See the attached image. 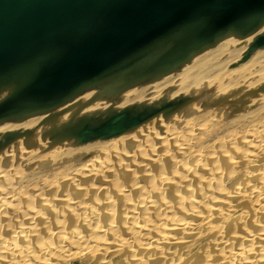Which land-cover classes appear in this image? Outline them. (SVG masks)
I'll use <instances>...</instances> for the list:
<instances>
[{
  "label": "bare ground",
  "instance_id": "1",
  "mask_svg": "<svg viewBox=\"0 0 264 264\" xmlns=\"http://www.w3.org/2000/svg\"><path fill=\"white\" fill-rule=\"evenodd\" d=\"M263 31L264 26L255 34L243 39L233 36L224 38L214 46L194 56L179 70L157 80L130 88L110 99H102L98 94V90L92 89L81 93L52 113L31 116L21 122L0 124V135L19 133L18 138L0 148V219L5 220L3 225L1 224L2 226H0V264H66L68 260L78 256H86V258L88 256L89 261L96 256L95 258L100 261L105 254L108 253L112 256L117 252H126L128 254H126L127 260H124V258L123 262L119 264H150V259H157L158 256L164 257L166 246L174 245L176 248L180 246V250L182 249L181 247L188 248V242L185 240L192 239L197 241L201 233L205 231L217 234L216 238L213 237L215 244L211 243L215 247L212 246L213 250L216 249L218 251L217 254L221 258L217 257V259L223 261L221 262L222 264H234L237 262H241L237 264H264V249L256 250L255 246H253L255 242H264V237L260 235L264 231H262V227L259 228L261 230L257 229V224L252 226V228L256 227V230L259 231L255 230L256 233L252 230L247 231L246 235L241 237L240 243L237 242L239 241V239L237 240L239 236L236 234L222 241L221 244L217 241L220 236L219 228L227 218V215H230L231 211L234 210L231 203L234 204L235 201L239 203L246 199L252 208L250 211L256 212L254 217H258V223H262V226L264 225V172H261L263 168L260 171L249 172L256 161L264 159L263 120L250 127L248 126L249 128L247 127L240 133L229 134L228 143L230 148L228 145L227 148L231 152L224 157V161L230 170L227 175H232L231 171H235L236 175H238L237 169L239 167V170L246 168L249 179L246 182L243 180L245 177L242 176L239 178L242 180L241 182H237V184H234L236 181L234 183L231 182L230 184L235 185V188L226 193H224L222 186L223 175L218 172V164L221 161L218 162L217 156L219 157L221 150L217 151V153L214 151L216 150V145L212 146L210 148L212 149L211 155L203 153V155L205 154L203 158L201 151L195 150L200 142H198L197 134L199 137L201 134L199 135V132L196 133L198 128L194 129L196 117L208 113L207 115L210 117L208 122L210 123L214 119L212 116L220 117V115H214L215 108L219 109L225 106L229 100L227 98H230L231 101V97L235 92L234 89H237L238 86H240V89L241 87L242 90L244 89L243 91L245 92L242 91L243 94L246 91L249 92V96L246 93L248 99H245L249 100L250 104L256 99L264 100V61H260V59L258 61L257 57L259 58L260 56H256L258 52L262 54L261 51L264 48L253 52L245 62L227 69L228 65L232 66L241 60L249 44ZM263 54L261 58H263ZM253 58H256L258 62L252 61ZM228 90L229 92L231 90L232 94H227ZM239 91L235 92L233 98H238L241 93ZM221 94H227V96L221 97ZM229 94L230 96H228ZM187 95L192 99L173 113L161 112L115 138L96 140L78 145L73 138L56 140L51 134L53 129L74 120L79 115L103 112L109 108L122 109L131 104L150 103L160 98L165 100L182 98ZM208 95L214 98L220 95L221 99L211 101L207 98ZM213 97L212 99H214ZM245 99H241L242 102H245ZM241 100L240 104L242 103ZM208 101H210L211 105V107H208L209 109L204 106ZM235 101L233 99V102ZM230 105L227 104L226 107H230ZM229 107L227 111L231 108L235 109L234 107L236 106L233 107L232 105L231 108ZM242 108V112L246 113L248 111L247 106ZM222 113L221 115L224 116ZM251 113L253 112L243 115L248 116ZM218 120L221 119L218 118ZM204 135L206 136V134ZM235 140H241L245 151L243 149L241 153L240 148L238 150L235 148ZM132 146L138 149L141 146V148H144L139 160L140 163H137L136 166L132 163L133 153L131 155V152L127 151L129 149L132 150ZM156 146L157 148H155ZM92 148H94L96 154L98 152L103 157L108 156L114 163L111 161V163L109 162L108 164L106 162L105 164L102 159L94 155L87 157L88 151ZM217 148L219 149V147ZM156 150L160 151L158 152L160 155L154 153ZM169 150L172 151V155L169 154ZM139 151L141 152V149ZM237 153H239L238 156ZM73 154L78 155L76 159L80 158L77 159V162L84 160L79 162V169H75V176L79 175L77 178H83L84 182L85 179L102 180L106 175L111 177L113 171H116L115 167L120 163L121 158L129 161L130 165L127 167L129 170L123 167L125 168L124 170L128 171L125 180V183L128 182V186L126 185L125 189L126 191L127 189L131 191L132 193L130 194H134V196L128 195V191L123 192L125 191L123 187L118 189L114 182L112 183L113 185L110 183L112 187L109 185L110 191L114 189L112 191L114 192L113 196L118 201L114 200L120 202L122 204L120 206L123 207L124 205V210L114 213L116 210L113 207L118 205V203L105 197L102 200L103 205L100 206L97 200L94 203L96 198H93L94 202L87 209H84L81 207L83 205L82 202L74 203L72 201L71 203V197L61 193L60 190L61 194H55L57 190L55 182L48 184L51 189V193H48L49 197H42L44 192L42 189L45 184L40 187L32 186V192L27 194L25 183L28 181L25 182L21 179L23 176L21 173L15 171V174L11 173L14 166L31 161L37 155L41 156L40 159L44 158V160L49 161V159L56 160L57 158H63V156H72ZM173 155L180 157L182 163L180 161L174 162ZM234 155L236 156L234 157ZM188 156H193V160L191 159L188 163L183 162L182 159ZM159 158H167L169 160V164L166 163L170 171L169 176H166L165 170V173H163V168L160 167L164 159L163 161L161 160L162 163L160 164L158 163ZM44 160H41V162ZM224 161L222 160L221 162L223 169ZM101 162L104 164H101ZM38 164L40 165V163ZM146 165L147 167H153V169L158 168L156 171L154 170V176L153 174L150 175ZM122 166L126 165L123 164L120 167L122 168ZM207 166H210V168L208 167L209 169H207ZM135 173H137L139 178L132 180L135 177ZM258 176H260V183L259 181L257 183L255 179L256 181L253 184L252 178ZM70 177L65 180L71 185L77 179L74 174L73 176L70 175ZM110 177L108 178L110 179ZM20 179L24 182H20ZM62 180L64 179L62 178ZM92 180H88L89 183ZM249 183L253 185H249ZM166 187L169 189L167 190ZM86 188L89 187L87 186ZM98 188L92 187L94 192ZM164 190L168 191L166 193L170 194V199L168 198L169 196H165ZM87 191L88 189L83 188L80 191L74 190V193L80 196L83 193L85 195ZM98 191L95 193H102V197L105 196L101 189ZM76 194H74V198L77 197ZM36 201L39 203L37 204L38 206L36 205L38 209L35 207ZM238 203L236 202V204ZM104 205L106 210L100 211L99 206L100 208L102 207V210L105 208L103 207ZM250 206L248 207L250 208ZM68 218H71L69 224L68 222L65 223ZM237 218L243 223V219H246L243 213ZM103 220L105 221L104 224H102ZM235 227L237 228L236 225ZM196 230L199 231L196 232ZM2 232H5L6 235L4 237L6 236V238L1 236ZM203 233L202 235H204ZM184 249L182 251L178 250L183 253ZM210 249L212 250V248ZM185 251L184 255H186ZM138 252L145 253L141 257ZM211 253L207 254L205 259L202 258L200 260L203 262L202 264H213L209 257ZM176 258L170 264H182L181 255Z\"/></svg>",
  "mask_w": 264,
  "mask_h": 264
},
{
  "label": "water",
  "instance_id": "2",
  "mask_svg": "<svg viewBox=\"0 0 264 264\" xmlns=\"http://www.w3.org/2000/svg\"><path fill=\"white\" fill-rule=\"evenodd\" d=\"M263 26L264 0H0V124L52 113L92 89L110 99ZM263 48L264 31L229 68ZM191 99L79 115L51 134L78 145L108 140ZM18 136L0 135V148Z\"/></svg>",
  "mask_w": 264,
  "mask_h": 264
},
{
  "label": "rangeland",
  "instance_id": "3",
  "mask_svg": "<svg viewBox=\"0 0 264 264\" xmlns=\"http://www.w3.org/2000/svg\"><path fill=\"white\" fill-rule=\"evenodd\" d=\"M263 52H264V50L263 51H261V53L263 54ZM262 54H259V52L256 54V56H260L259 58L257 57V59H258V61H259V59H260V61H264V56H263V58H261L262 57ZM264 55V54H263ZM256 56H254V57H256ZM256 58H253L252 59V61H254V62H258V61H256L257 60ZM263 59V60H262ZM253 62V63H254ZM254 65V64H253ZM229 66L230 65H228L227 66V69H230L229 68ZM255 68V67H254ZM239 88V89H238ZM238 88L237 89H234L235 90V92H238L239 90V92H241L242 93V91L244 90H242V87H241V89H240V86H238ZM234 90H233V92H234ZM246 90V89H245ZM235 92H234V94H235ZM243 92H245V91H243ZM227 94L228 93H230V94H232L231 93V90H230V92H229V90H228V92H226ZM241 93L239 94V95H241ZM246 93L248 94L249 92H247L246 91ZM246 93H242V95L241 96H239L238 95V98H233V96H234V94H233V96L231 97V101H230V98H227V103L225 104V106H223V107H220L219 109L218 108H215V112H214V115L215 114H217V115H220V117H216V115L215 116H212L214 119H212L211 120V123L210 122H208V121H210L209 120V115H207V114H204V115H201L200 117H196L194 120V129H197L198 131L196 132V133H198L199 132V135H200V137L198 136V134H197V138L199 139L198 140V142L200 143H198V147L195 149V150H200L201 151V154H202V156H203V158H204V155L205 154H209V155H211V150L212 149H210L212 146L214 147L215 145V148H216V150H214L215 152H217V151H220V153H219V157L217 156V158H218V162H222V160L224 161V157L225 156H228L229 155V152H231L228 148H227V145H228V147H229V136L230 135H232L233 133L234 134H236V133H240V132H242L243 130H245V129H247V127L249 126H252V125H254V124H256V123H258L259 121H261V120H263V122H264V100L263 101H260V100H258V99H256L252 104H250V102H249V100H246V99H248V96H249V94H248V96H247V94ZM227 94H225L226 96H227ZM230 94L228 95V96H230ZM224 94H221V97H226ZM237 95V94H236ZM180 96V95H179ZM188 96V95H187ZM245 96V97H244ZM212 97L213 96H211L210 97V95H208L207 96V98H209L211 101L212 100H214V101H217L218 99H221V97H220V95H218V96H216L214 99H212ZM241 97V98H240ZM234 99V101L237 103V105H236V103L235 102H233V99ZM246 98V99H245ZM161 99V98H160ZM160 99H158V100H156V101H152V102H150V103H148V104H153V103H155V102H157V101H159ZM241 99H245V102L243 101L242 102V100ZM240 100H241V102L243 103H241L240 104ZM230 101V102H229ZM145 102V101H144ZM210 101H208L204 106H206L207 108L208 107H211V105H210V103H209ZM229 102V103H228ZM249 102V103H248ZM233 103V104H232ZM240 105H239V104ZM230 105V104H232L233 105V107L234 106H236V107H234L235 109H232L231 107H232V105H230V107L229 108H231V109H229L228 111H227V109H228V107H226V105ZM132 105V104H131ZM239 105V106H238ZM249 105V106H248ZM243 106H247L248 107V111L245 113L244 111L242 112L241 111V108L243 107ZM226 107V108H225ZM223 108V109H222ZM209 109V108H208ZM224 109H225V111H224ZM242 109H244V108H242ZM217 110V111H216ZM218 110H219V112H218ZM231 110H233V111H231ZM208 111V110H207ZM227 111V112H226ZM230 111V112H229ZM240 111H241V113H240ZM223 112V113H222ZM224 112H226L225 114H224ZM229 112V114H227ZM250 112H253V113H251V114H249L248 116H245V115H243V114H247V113H250ZM221 113L222 114H224V116H222L221 115ZM225 115H226V117H225ZM236 115H238V116H236ZM221 116H222V118H221ZM228 116V117H227ZM245 116V117H244ZM208 117V118H207ZM225 117V118H224ZM218 118L219 119H221V120H218ZM224 118V119H223ZM217 119V120H216ZM229 123V124H228ZM205 124V125H204ZM201 126V127H200ZM207 126V127H206ZM248 127V128H249ZM203 128V129H202ZM204 134H206V136L204 135ZM230 134V135H229ZM221 141H222V144H221ZM236 141V142H235ZM234 142V145H235V148L238 150L239 148H240V150H241V153L243 152V151H245V149L243 148V146H242V142H241V140H235ZM240 141V142H239ZM47 143V142H46ZM239 145H238V144ZM42 145L43 146H45L43 143H42ZM209 146V147H208ZM223 146V147H222ZM238 148H237V147ZM142 147V146H141ZM140 147V149H141V152L139 151L140 149H138V148H136V150H135V148H133V146L131 147L132 148V150H133V152H132V150H127L128 152H131V155H132V153H133V155H132V157H133V161H132V163H134V166H136V164L138 163H140V158H141V156H142V152L144 151V148H141ZM143 147H145V146H143ZM217 147H219V149L217 148ZM242 147V148H241ZM147 148V150H148V146L146 147ZM145 148V149H146ZM155 148H157V146L155 147ZM221 148V149H220ZM225 148H227L226 149V151H224V149ZM230 148V147H229ZM210 149V150H209ZM218 149V150H217ZM244 149V150H243ZM147 150H145V151H147ZM209 150V152H207ZM228 150V151H227ZM243 150V151H242ZM223 151V152H222ZM158 152H160L159 150H156V151H154V153H158ZM170 152V153H169ZM169 152H167V153H169L170 155H172V151L171 150H169ZM222 152V153H221ZM236 152H238V151H236ZM240 152V151H239ZM203 153H205L204 155H203ZM218 153V152H217ZM96 153H95V150H94V148H92V149H90V151H88V154L86 155L87 157L89 156V155H94V156H97L98 158H100V159H102L103 160V162L106 164V162L109 164V162L111 163V159H109L110 157H108V156H105V157H103V156H101V153H98L97 152V154L95 155ZM159 155H160V153H158ZM168 154V155H169ZM228 154V155H227ZM231 154V153H230ZM238 154L239 153H237V156H238ZM86 156H84V157H86ZM101 156V157H100ZM230 156H232V155H230ZM236 155H234V157H235ZM76 157H78V155L77 154H73L72 156L70 155V156H63V158H57L56 160L55 159H52V160H50L49 159V161L51 162H49L48 160H44V158H42V159H40L41 158V156H36L35 157V159H33V160H31V161H27V162H24L23 164H18V165H16V166H18V167H16V166H14V170L12 169V171H11V173L13 174H15V172H17V173H21L23 176L21 177V179H23L25 182L26 181H28L27 183H25V185H26V193L27 194H30L31 192H32V186L33 187H40V186H43L42 184H45L44 186H43V189L42 190H44V192H43V194H42V197H44V198H46V197H49V195H48V193L50 194L51 192V189L48 187V184L49 183H51V182H55L56 183V188H57V190H56V192H55V194H59L60 193V191H61V193H65V195H68V196H70L71 198H70V202L72 203V201L74 202V203H76V202H82V204L83 205H81V207L82 208H84V209H87L94 201H93V198L95 199V202L94 203H96V200H97V203L98 204H100V206L101 205H103L104 203L102 202V200L104 199V197L106 198V199H110V200H112V201H114V202H116V201H118V200H116V198H115V196H113L114 195V192H112V191H114V189L112 190V191H110V186H111V184L114 182V185L116 184V187L118 188V189H122V187L124 188L123 190H125V191H123V192H127L128 191V189H127V191H126V187L128 186V182L127 183H125V180H126V173L128 172V171H126V170H129V168L127 169V167H128V165H130L129 164V161H126V160H124L123 158H121V161H120V163H118V165L115 167V170L116 171H113V174L111 175V177L110 176H104L103 178H102V180H100V179H94V181L92 180V179H85V182L83 181L84 179L83 178H77L78 176L76 175L75 176V173H76V170L75 169H79L78 167H79V162H82V161H84V160H82V161H79V162H77L78 160L77 159H80V158H77L76 159ZM106 157H108V158H106ZM172 157V156H171ZM192 157L193 156H188V157H186V158H184V159H182V161L183 162H185V163H188V162H190V160L192 159ZM205 157H208V156H205ZM104 158V159H103ZM174 158V159H173ZM173 160H174V162H181V159H180V157H178V156H174L173 155ZM176 158V159H175ZM264 158V157H263ZM40 159V160H39ZM106 159H107V161H106ZM163 159H164V161H163ZM159 158V161H158V163H162V161H163V163L161 164L162 166H160L161 168H163L162 169V171H163V173H165L166 174V176L168 175L169 176V170H168V164H169V160L167 159V158ZM41 160H44V161H42L41 162ZM101 160V161H102ZM119 160H120V158H119ZM162 160V161H161ZM168 162H167V161ZM177 160V161H176ZM193 160V159H192ZM46 161V162H45ZM103 162H101V164H104ZM113 163H114V161H112ZM219 163L218 164V172H219V174H221V175H223V178H222V186H223V188H224V193H226V192H228V191H232L231 189L233 188H235V185H233V184H230L231 182L232 183H234L235 181H236V183H234V184H237V182H241L242 180L241 179H239V178H241L242 176H244L245 178L243 179L244 181H248V179H249V177H247L248 175H247V173L246 172H248V170L246 169V168H242L241 170H239L240 169V167L237 169L238 170V172H237V174L238 175H236V172L235 171H231L232 172V175H233V177L232 178H230L231 176L230 175H227L229 172L228 171H230L229 169H228V167H227V165H226V163H225V161L223 162V164H224V169L222 168L223 167V165H222V163ZM37 163V164H36ZM38 163H40V165L38 164ZM112 163V164H113ZM166 163H168V164H166ZM182 163V162H181ZM77 164V165H76ZM126 165V166H122V168L120 167L121 165ZM221 164V165H220ZM44 165V166H43ZM77 167H76V166ZM133 165V164H132ZM120 167V169H119V167ZM165 166V167H164ZM226 166V167H225ZM15 167H16V169H15ZM29 167V168H28ZM118 167V168H117ZM123 167H125L126 168V170H124L125 168H123ZM167 167V168H166ZM210 168V166H207V169H209ZM34 168V169H33ZM36 168V169H35ZM146 168H148L147 170L149 171V173H150V175L151 174H153V172H154V174H155V171H156V169H158V168H154L153 169V167H150V166H148L147 167V165H146ZM152 168V169H151ZM165 168V169H164ZM228 170H227V169ZM262 168H263V170H264V159H262V160H260V161H256L253 165H252V167L250 168V170H249V172H255V171H260V170H262ZM117 169H118V172H117ZM18 170V171H17ZM75 170V171H74ZM131 170V169H130ZM155 170V171H154ZM164 170H165V172H164ZM226 170V171H225ZM261 171V172H264V171ZM15 171V172H14ZM125 172V173H124ZM228 172V173H227ZM73 174H74V177H76V181H75V183H73V184H71L70 185V183H68V182H66V180L65 179H69V178H71L70 177V175H72L73 176ZM77 174H79V173H77ZM128 174V173H127ZM154 174H153V176H154ZM33 175H36V176H33ZM56 175V176H55ZM58 175V176H57ZM68 175V177H66V176ZM139 175V174H138ZM224 175H225V177H224ZM64 176V177H63ZM135 177H133L132 178V180L135 178L136 180L139 178V176H137V173H135V175H134ZM226 176H229V177H227L226 178ZM236 176V177H235ZM240 176V177H239ZM61 177V178H60ZM66 177V178H65ZM108 177H110V179L108 178ZM45 178V179H44ZM54 178H55V180H54ZM62 178L65 180H62ZM106 178V179H105ZM226 178V179H225ZM20 179V180H21ZM80 179V180H79ZM134 179V180H135ZM227 179H228V181H227ZM253 179V184H254V182L257 180V183H258V181H259V183H260V176H258V177H255V178H252ZM256 179V180H255ZM23 180H21L20 182H24ZM82 180V181H81ZM88 180H92V182H90L89 183V181ZM100 180V181H99ZM225 180V181H224ZM234 180V181H233ZM81 181V182H80ZM86 181H87V183H86ZM97 181H99V182H96ZM243 181V182H244ZM100 182H101V184H100ZM224 182V183H223ZM226 182V183H225ZM93 183V184H92ZM95 183V184H94ZM111 183V184H110ZM245 183V182H244ZM243 183V184H244ZM67 186H66V185ZM89 184H91V185H89ZM253 184H251V183H249V185H253ZM30 185V186H29ZM39 185V186H38ZM110 185V186H109ZM113 185V184H112ZM127 185V186H126ZM61 186V187H60ZM73 186V187H72ZM89 187V188H91V189H89V188H86V187ZM228 187V188H226V187ZM92 187L93 188H98V190H100L101 189V191L104 193L103 195H105V196H103L102 197V193H100V194H97V193H95V192H97L98 190H96L95 192L93 191L94 189H92ZM112 187V186H111ZM88 189V191L85 193V195H81L80 194V196L78 195V194H76V193H74V190H76V191H80V190H82V189ZM167 188V187H166ZM166 188H164L165 190H166ZM169 188H167V190H168ZM60 190V191H59ZM164 190V192L163 193H165V196H169L168 198L170 199V194L169 193H166V192H168V191H165ZM47 191V192H46ZM90 192H92V193H90ZM99 192V191H98ZM47 193V195H45ZM60 193V194H61ZM88 193H90L89 195H88ZM94 193H95V195H94ZM111 193V194H110ZM130 193H132L131 191H128L127 192V194L128 195H133L134 196V194H130ZM134 193V192H133ZM74 194H76L77 195V197L76 198H74L73 196H74ZM92 194H93V196H92ZM101 195V196H100ZM132 196V197H133ZM74 199H73V198ZM130 197V196H129ZM132 197H131V199H132ZM172 197V196H171ZM98 198V199H97ZM113 198V199H112ZM116 201H115V200ZM156 199V198H155ZM79 200V201H78ZM81 200V201H80ZM229 200H231V199H229ZM237 200V199H236ZM246 200V199H245ZM243 200V201H240V202H242V203H238V201H235L234 202V204L233 203H231L232 205H233V209L234 210H232L231 211V213H230V215L228 214L227 215V218L224 220V222L222 223V225H221V227L219 228V232H220V236L217 238V241L219 242V244H221L222 243V241H225L226 239H228L229 237H231V236H233L234 234H236L237 236H239V237H237V240L239 239V241H237L238 243H240V241H241V237H244V235H246V233H247V231H254L255 232V230H256V227H257V229H259L260 227H262V231H264V225L262 226L260 223H258V221H259V219H258V217H254V216H256V212L254 213L253 211H250V210H252V208H251V206H250V203H248V201L246 200ZM100 202V203H99ZM232 202V201H231ZM236 202L238 203V204H236ZM116 203H118V205H115L113 208H114V210H116V212H114V213H117V211H122V210H124L125 209V206L123 205V207L122 206H120V205H122L120 202H116ZM120 203V204H119ZM37 204H39L38 203V201H36L35 202V207H36V205ZM236 204V206H234ZM231 205V206H232ZM38 206V205H37ZM100 206H99V210L100 211H105L106 210V206L104 205L103 207H105V208H103L102 210H101V208H100ZM248 206H250V208L248 207ZM236 207V208H235ZM37 209H38V207H36ZM250 212V213H252V214H250L248 211ZM246 211V212H245ZM245 212V213H244ZM242 213L245 215V217H246V219H243V221H244V223L242 222V221H239V219L237 218L239 215H242ZM251 215V217H249L248 218V216H250ZM255 214V215H254ZM46 217V216H45ZM70 219L71 218H68V220H66V222L65 223H67L68 222V224L70 223L69 221H70ZM133 219H136V218H133ZM2 220V221H1ZM231 220V221H230ZM256 220V221H255ZM3 221H5L4 219H0V226H2L3 225ZM237 221V222H236ZM36 223V222H35ZM105 223V221L103 220V223L102 224H104ZM237 223V224H236ZM2 224V225H1ZM37 224V223H36ZM256 224H257V226H256ZM235 225L237 226V228L235 227ZM256 226L255 228H252V226ZM259 225V226H258ZM261 225V226H260ZM34 226H36V225H34ZM37 227V226H36ZM249 229V230H248ZM54 230V229H53ZM120 230V229H119ZM259 230H261V229H259ZM259 230H256V231H259ZM199 230H196V232H198ZM4 233V234H3ZM203 233V232H202ZM202 233H201V235L199 236V238H200V240H198L197 239V241L196 240H192V239H186L185 241L186 242H188L187 243V246H188V248L187 247H181L182 249L180 250V246H177V248H176V246H174V245H168V246H166L167 248H165L166 250V252H165V255H164V257L163 256H161V257H157V259L156 258H152V260L150 259L149 261L151 262L150 264H160V262H161V264H165V263H167V264H170V263H172V261H174V259L176 260L177 258L176 257H180V255H181V258L180 259H182L181 260V263L182 264H202L203 262H201L200 260L203 258V259H205V257H206V255L207 254H209V253H211L210 255H209V257H210V259H211V262H213V264H215L216 262V264H218V263H220V264H222L221 262H223V261H219L218 259H217V257H220V255L219 254H217L218 253V251L216 250V249H214L213 250V245L215 244V239H213V237H215L216 238V236H217V234H211V233H208V232H204L203 234L204 235H202ZM256 233V232H255ZM119 234H120V231H119ZM4 235H6L5 234V232H2V234H1V236H3L4 237ZM121 235V234H120ZM260 235L261 236H263L264 237V232H261L260 233ZM8 236V235H7ZM196 237H197V235H196ZM4 238H6V236L4 237ZM223 239V240H222ZM195 241V242H194ZM183 243H186V242H184V241H182ZM181 242V243H182ZM191 242V243H190ZM197 242V243H196ZM214 243L213 245H212V243ZM259 242V243H258ZM258 242H255L254 244H253V246H255V249L256 250H263L264 249V242H260V241H258ZM191 245V246H190ZM209 245H211V246H209ZM209 246V247H208ZM213 246V247H212ZM179 247V248H178ZM172 248V249H171ZM183 248H185L184 249V251L186 250V249H188V250H186L185 251V253H186V255H184L183 253H184V251H183V253H180L179 252V250L180 251H182L183 250ZM210 248H212V250L210 249ZM215 248V247H214ZM132 249H133V247H132ZM179 249V250H178ZM207 249V250H206ZM206 251H207V253H206ZM211 251V252H210ZM214 251V252H213ZM179 252V253H178ZM137 253V252H136ZM139 253V252H138ZM144 253L145 252H140L138 255H140L141 257H142V255H144ZM173 253V254H172ZM189 253V254H188ZM123 254V255H122ZM127 253L126 252H122V253H120V252H117L116 254H114V255H110V254H105L102 258H101V260L100 261H98V259H96L95 257L96 256H94V258H92L90 261H89V257L87 256V258H86V256H78V257H75V258H71L72 260H68L67 262H66V264H103V263H105V261H106V263L105 264H119V263H122L123 261V259L124 260H127L126 259V256L128 255H126ZM134 254H135V252H134ZM178 254H180V255H178ZM215 254V255H214ZM125 255V256H124ZM135 255H137V254H135ZM169 256V257H168ZM183 256V257H182ZM192 256H194V257H192ZM197 257V259H195L194 260V258H196ZM140 258V257H139ZM158 258H161V259H158ZM167 258V259H166ZM221 258V257H220ZM88 259V260H87ZM86 260V261H85ZM96 261H97V263H96ZM157 261H160V262H158L157 263ZM152 262H154V263H152ZM196 262V263H195ZM237 263H241V262H237ZM237 263H234V264H237ZM242 264H244V263H242Z\"/></svg>",
  "mask_w": 264,
  "mask_h": 264
}]
</instances>
